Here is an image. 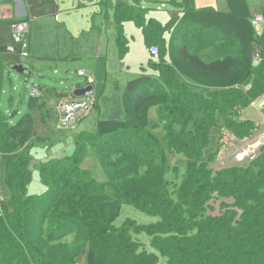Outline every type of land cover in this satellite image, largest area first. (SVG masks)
Masks as SVG:
<instances>
[{
    "label": "trees",
    "instance_id": "16d2710c",
    "mask_svg": "<svg viewBox=\"0 0 264 264\" xmlns=\"http://www.w3.org/2000/svg\"><path fill=\"white\" fill-rule=\"evenodd\" d=\"M113 1L121 23L139 22L147 0ZM193 2L182 0L180 7L187 11ZM227 7L228 13L201 10L197 18L203 29L221 33L224 46L235 44L236 57L207 63L186 48L171 57L172 70L217 88L212 93L194 94L181 84L164 92L140 77L124 89L123 120H97L95 131L73 135L56 129L57 112L48 100L68 97L55 90L41 86L35 97L26 92V113L14 126L8 120L16 109L9 106L7 117L0 107L6 192L4 198L0 193V244L15 250L14 264H73L81 258V264H159V256L166 264H264V147L255 160L218 171L211 166L220 150L206 154L214 130L226 129L238 139L251 136L254 123L237 122L235 109L243 111L264 95V28L260 35L253 29L246 0H227ZM260 15L264 20V5ZM257 48L261 62L254 64ZM4 53L0 45V75L7 67ZM153 108L161 139L149 130ZM53 134L58 141L51 140ZM68 141L71 156L33 165L35 150ZM88 150H94L106 182L81 168ZM168 156L184 159L183 169L174 167L182 170L179 183L171 186ZM33 168L42 186L38 194L30 192ZM211 202L220 203L219 215L210 214ZM122 206L158 221L145 226L128 219L116 227ZM142 234L154 252L138 243Z\"/></svg>",
    "mask_w": 264,
    "mask_h": 264
},
{
    "label": "crops",
    "instance_id": "0c3cea01",
    "mask_svg": "<svg viewBox=\"0 0 264 264\" xmlns=\"http://www.w3.org/2000/svg\"><path fill=\"white\" fill-rule=\"evenodd\" d=\"M171 1H168L171 4L170 11L164 12L163 8L166 6L163 2L147 0L141 5V9L145 12L141 15L139 22L125 20L119 23L113 0H22V5L19 7H15L10 0H0L1 6L10 8L13 15L12 21L20 20L24 16L30 19L29 58L26 59L28 62L22 63L23 59L16 54L1 55V60L7 65L0 75L1 109L5 113L6 105L2 103L4 98L8 99V105L17 112L22 109L24 100L27 99L28 94L26 95L24 90L20 96L15 95L17 88L13 84L18 80L19 75L12 70L15 65H22L26 69L27 76L46 75L50 70H54V73L63 71L68 75L63 81L67 83L60 84L64 87L63 89L56 88L53 84L52 86L45 84L44 87L55 90V94L61 97L73 99L82 98L75 93L79 89H85L86 84L84 79L78 81L71 76L72 71H75L76 76L78 71H84L86 75H90L94 79L91 95L96 100V108L91 114L95 115L96 121L123 120L124 89L128 82L140 77L149 78L152 88L164 92L168 91L171 84H181L194 94L203 96L208 92H214L217 88H207V86L191 82L172 70L171 57L177 56L178 52H183L179 50L180 48H186L189 54L196 55L207 63L226 56L238 55V47L235 44L224 46L221 33L214 29H203L197 18V13L201 10L228 13L227 0H194L187 11L180 7L182 0H174L175 3ZM246 2L250 8L251 19L253 16H261L263 1L246 0ZM4 22L7 24H0L1 46L11 43L9 24L11 21L0 19V23ZM153 46L159 50L160 61L159 58L155 60L149 55V49ZM174 47L176 49H173ZM253 66L256 65L253 64ZM25 74L21 76L26 77ZM77 78L80 77L77 76ZM80 84L83 85L82 88H79ZM248 86L251 89L250 84L246 85L243 88L244 92H247ZM59 99L61 98L48 100L49 107L55 109ZM10 107L9 111L6 110L8 113L11 110ZM157 112L158 109L153 108L148 113L149 130L161 139L164 135ZM235 112L238 114L237 122L252 121L254 127L264 124L262 117L264 113L258 114L251 104L243 111L235 109ZM256 117L261 118L262 121L258 122ZM214 131L217 132V148L213 153L219 149L218 154L223 149L227 153V149L221 145L222 135L234 141L246 140L254 135L253 130L250 137L238 139L226 129ZM56 147L58 146L53 149ZM206 154L208 155L207 151ZM179 160L183 165L184 159L179 158ZM221 160L225 159L217 160V162ZM33 165H38V162L34 160ZM98 181L106 182L107 177ZM5 193L1 194V198L6 196ZM136 240L139 241L138 237ZM146 242L149 246L148 238ZM141 244L145 247L143 243ZM79 261L84 263V258ZM159 264H166V259L159 256Z\"/></svg>",
    "mask_w": 264,
    "mask_h": 264
},
{
    "label": "rangeland",
    "instance_id": "374dc122",
    "mask_svg": "<svg viewBox=\"0 0 264 264\" xmlns=\"http://www.w3.org/2000/svg\"><path fill=\"white\" fill-rule=\"evenodd\" d=\"M168 1L169 0H160V2H163V5L166 6L165 8H163L164 12L170 11V9H171V4H169ZM156 5L160 6L161 4H156ZM154 8H156V7L154 6ZM3 55L6 56V55H13V54L4 53ZM21 61L24 64H26L28 62V60H21ZM71 74H72L71 76H73L78 81H81L83 79V78L78 79L74 70L72 71ZM66 76L68 77V75H66L63 71H57L56 73H54V70L47 71L46 75L42 74L41 76L40 75L39 76H29V75L27 76L26 75V77H24V76L18 75L17 76L18 80L15 81V83L13 84L15 86V88H17L15 95H16V97H18L21 95L23 90L25 92H29L30 90L37 89L38 87L44 86L45 84L46 85L49 84L51 86L53 84L56 88L63 89L64 87H62L60 84L67 83V82H63L64 80H66L65 79ZM26 102H27V99L24 100V104L21 107L22 109H19V111L14 115V117H12L8 120L9 124L14 126L20 120V118L26 113ZM2 103L6 105L4 110H5V115L8 117V111H9L8 99L4 98L2 100ZM6 110H8V111H6ZM254 119H255V117H254ZM256 120H258V122L262 121V119L259 117H256ZM96 122L97 121H96L95 115L90 114L82 123H80L77 126V128L74 131H72L70 133H71V135H73V134H78L81 131L92 132V130H95V128H96L95 127ZM216 133L217 132L214 131L211 134L212 137L210 140V144L207 148L208 155L210 153H213L217 148V144H216V142H217L216 135L217 134ZM68 136L69 135L63 136V138L68 137ZM51 137H52L51 140H53L54 142L58 141V139H59L58 134H53ZM68 142H70V143L67 146L62 144L61 146L56 147L55 149L50 148L49 151H47V149H44V148H38V150L34 151L35 161L43 163V162H46L48 160L71 156L72 152L74 150L73 144L71 141H68ZM168 157H170L169 158V165H170L169 169L170 170H169V173L167 175V182L171 186V183H172V185H174L175 183L178 184L179 183L178 181L180 180L181 175H182V170H177L174 167L178 166L181 169H183V165H182L181 160H179V157H176V159H175V157H171V156H168ZM216 159L217 160H220V159L228 160V154L225 153V150L223 149V150H221V153L216 156ZM229 160H230V158H229ZM216 162H214V164H212V166L215 167L217 165ZM81 168L91 172L93 177L96 178L97 180H101V179L104 180L105 174L102 171V169L98 163V160L96 158L94 150H88L87 155H86V159L82 163ZM175 171H177V173ZM41 190H42V186L39 183V175L36 171H33L32 181H31V185H30V192H32L33 194H38L41 192ZM0 193L1 194L5 193L1 161H0ZM219 205H220V203H218V202L217 203L211 202V205H210V208H211L210 214L211 215H213V216L219 215V211H220ZM128 219L135 221L139 225H145V226L155 224L158 221L156 218L148 217V216L136 211L135 209H133L130 206H123L121 208L120 216L115 222V226L120 227ZM147 238L148 237L146 235L142 234V235L138 236L139 241L138 240L137 241H138V243H143L145 245V248L147 249V251H152L151 248L147 245V242H146ZM7 248H9V246L0 244V264H14L15 261L17 263V258L14 257V255L16 254L15 250H11L10 252H7L6 251Z\"/></svg>",
    "mask_w": 264,
    "mask_h": 264
},
{
    "label": "built area",
    "instance_id": "2783aa9c",
    "mask_svg": "<svg viewBox=\"0 0 264 264\" xmlns=\"http://www.w3.org/2000/svg\"><path fill=\"white\" fill-rule=\"evenodd\" d=\"M263 1L264 0H260ZM15 7L22 5V0H10ZM12 13L9 7L0 5V19L11 21V43L5 46V52L10 54H16L21 59L26 60L29 58V43L28 35L30 30V19L29 17L20 18V20L12 21ZM251 25L255 32L259 35L264 28V20L261 16H253L251 19ZM149 55L153 59L159 58L158 48L153 46L149 49ZM261 51L257 48L253 53L252 60L254 64L261 62ZM77 76L84 79L86 87H91L94 84V79L90 75H86L84 71H78ZM250 87H246V91H249ZM30 95L35 97L38 96L36 90H32ZM96 106L95 98L90 96H82L79 99L66 98L60 99L56 105L57 112V126L56 129L60 131H74L77 126L82 123L94 110ZM251 107L258 114L264 113V96L254 100L251 103ZM264 120V114L262 115ZM221 145L227 149L228 160H221L217 162L216 166H211L214 171H218L230 165L242 164L244 162H251L255 160L261 149L264 147V124L256 125L254 129V135L251 138L234 141L226 135H222L220 138ZM230 158V160H229ZM73 264H80L75 262Z\"/></svg>",
    "mask_w": 264,
    "mask_h": 264
},
{
    "label": "water",
    "instance_id": "95a60500",
    "mask_svg": "<svg viewBox=\"0 0 264 264\" xmlns=\"http://www.w3.org/2000/svg\"><path fill=\"white\" fill-rule=\"evenodd\" d=\"M12 70L19 75H24L26 69L22 65H15ZM77 96H90L92 94V87H87L83 90H78L75 93Z\"/></svg>",
    "mask_w": 264,
    "mask_h": 264
},
{
    "label": "clouds",
    "instance_id": "9594fccd",
    "mask_svg": "<svg viewBox=\"0 0 264 264\" xmlns=\"http://www.w3.org/2000/svg\"><path fill=\"white\" fill-rule=\"evenodd\" d=\"M81 264V263H80Z\"/></svg>",
    "mask_w": 264,
    "mask_h": 264
}]
</instances>
